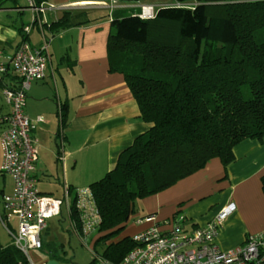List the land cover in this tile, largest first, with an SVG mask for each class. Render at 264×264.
<instances>
[{
  "label": "trees",
  "instance_id": "16d2710c",
  "mask_svg": "<svg viewBox=\"0 0 264 264\" xmlns=\"http://www.w3.org/2000/svg\"><path fill=\"white\" fill-rule=\"evenodd\" d=\"M176 2L180 5L157 7L150 19L137 14L111 22L109 70L124 75L142 119L150 124L120 153L116 166L89 185L101 215L97 232L103 234L96 244L114 263L137 245L130 236L113 240L137 200L173 186L213 158L227 167L236 159L238 143L264 137V0ZM84 15L66 11L49 28H68L75 16ZM75 189L69 187L70 219L79 223ZM49 258L66 260L58 251ZM0 264L29 261L13 242L0 241Z\"/></svg>",
  "mask_w": 264,
  "mask_h": 264
},
{
  "label": "crops",
  "instance_id": "0c3cea01",
  "mask_svg": "<svg viewBox=\"0 0 264 264\" xmlns=\"http://www.w3.org/2000/svg\"><path fill=\"white\" fill-rule=\"evenodd\" d=\"M175 4L180 5L176 0H48L42 26L32 23L33 13L27 0H5L0 7V61L5 64L11 63L23 41L38 48L44 37H51L47 76L34 80L26 97V112L39 145L34 175L42 194L53 196L61 190L63 196L65 189L69 194V187H89L113 169L120 153L150 128L142 119L124 75L109 70L107 39L114 18L137 15L140 5L157 9ZM66 11L87 16H75L74 25L68 28L50 30V24ZM95 18L98 19L83 23ZM30 25L31 31L26 32L25 27ZM9 73L17 76L13 70ZM10 79L7 76L5 83L14 85L19 81ZM3 86L0 82V133L10 113ZM39 116L42 121L37 120ZM61 146L64 160L58 159ZM234 154L235 161L227 167L219 158H213L203 169L173 186L137 200L123 230L113 240L132 237L152 226L165 230L166 221L181 216L187 219V228L203 226L230 202L236 208L218 235L223 249L263 233L264 137L243 140L235 146ZM2 161L0 144V167ZM8 178L11 185L7 190ZM41 184L51 188L41 189ZM0 185L1 206L3 195L12 191V177L0 171ZM66 212L72 225L67 209ZM147 216L154 218L146 220ZM98 236L94 233L91 242Z\"/></svg>",
  "mask_w": 264,
  "mask_h": 264
},
{
  "label": "built area",
  "instance_id": "2783aa9c",
  "mask_svg": "<svg viewBox=\"0 0 264 264\" xmlns=\"http://www.w3.org/2000/svg\"><path fill=\"white\" fill-rule=\"evenodd\" d=\"M32 10V23L42 26L45 6L27 0ZM138 16L150 19L156 15L153 5H140ZM31 25L25 27L30 32ZM51 37H44L40 47L33 48L23 41L14 52L9 65L0 61V78L4 84L3 98L10 105L5 117V127L0 133L3 161L0 171L13 180L12 192L4 194L0 206V220L12 238L13 244L27 257L29 264L36 263L29 253L42 249V232L48 220L59 217L63 208L71 213L70 196L65 189L63 197H53L40 192L34 175L38 161V139L33 134L34 124L26 112V97L31 83L47 76ZM13 70L20 81L16 87L5 83V75ZM42 121L43 117H37ZM63 146L58 159L64 160ZM67 188V187H66ZM76 209L79 223L72 221V231L85 243L97 232L101 215L90 187L76 188ZM233 202L227 204L207 224L187 228L184 216L166 221L168 228L152 226L132 236L137 243L120 263L102 257V264H264V232L250 236L243 243L223 249L218 235L225 219L235 210ZM147 216L146 220H152ZM15 223V224H11ZM98 258V256H96Z\"/></svg>",
  "mask_w": 264,
  "mask_h": 264
},
{
  "label": "rangeland",
  "instance_id": "374dc122",
  "mask_svg": "<svg viewBox=\"0 0 264 264\" xmlns=\"http://www.w3.org/2000/svg\"><path fill=\"white\" fill-rule=\"evenodd\" d=\"M46 184L52 185L48 182ZM10 185H11V179L8 178V183L6 187L7 190L10 188ZM40 187L41 189H45V190L51 188L50 186H46L44 184H41ZM53 187H58V186H53ZM0 189H1V185H0ZM54 194L55 195L53 196H62L61 195L62 191L61 190L56 191L54 192ZM47 222H48V227L42 232L44 248L33 249L29 251L31 258L36 263H41L45 261L46 259L49 258L52 252L54 253L58 251L63 256L66 257V260L63 262V264H92L93 259H96V262L98 264H102L100 259L103 257L102 254L104 251V246H102L101 244H96V240L92 243L91 242L92 236L88 238L87 243L83 242L72 231V226L68 219V215L65 210V207L63 208V213L61 216L51 218ZM11 224H15V223H11ZM102 234L103 233L99 234V236ZM0 241L12 242V238L7 232L6 227L4 226L1 220H0ZM96 256H98V258H96Z\"/></svg>",
  "mask_w": 264,
  "mask_h": 264
},
{
  "label": "water",
  "instance_id": "95a60500",
  "mask_svg": "<svg viewBox=\"0 0 264 264\" xmlns=\"http://www.w3.org/2000/svg\"><path fill=\"white\" fill-rule=\"evenodd\" d=\"M47 264H62L61 262H59L58 260L56 259H49L47 261Z\"/></svg>",
  "mask_w": 264,
  "mask_h": 264
}]
</instances>
